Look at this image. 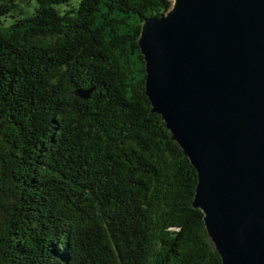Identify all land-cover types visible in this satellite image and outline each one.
<instances>
[{
    "label": "trees",
    "instance_id": "obj_1",
    "mask_svg": "<svg viewBox=\"0 0 264 264\" xmlns=\"http://www.w3.org/2000/svg\"><path fill=\"white\" fill-rule=\"evenodd\" d=\"M170 6L0 0V264H221L144 94L141 24Z\"/></svg>",
    "mask_w": 264,
    "mask_h": 264
},
{
    "label": "water",
    "instance_id": "obj_2",
    "mask_svg": "<svg viewBox=\"0 0 264 264\" xmlns=\"http://www.w3.org/2000/svg\"><path fill=\"white\" fill-rule=\"evenodd\" d=\"M170 1L137 41L150 111L196 172L221 264H264V0Z\"/></svg>",
    "mask_w": 264,
    "mask_h": 264
},
{
    "label": "rangeland",
    "instance_id": "obj_3",
    "mask_svg": "<svg viewBox=\"0 0 264 264\" xmlns=\"http://www.w3.org/2000/svg\"><path fill=\"white\" fill-rule=\"evenodd\" d=\"M21 7L22 8H25V4H21ZM14 18L16 17L15 16V14L14 15H12ZM13 17H7L6 19H5V22H4V25L5 26H8L13 20H14V18Z\"/></svg>",
    "mask_w": 264,
    "mask_h": 264
}]
</instances>
